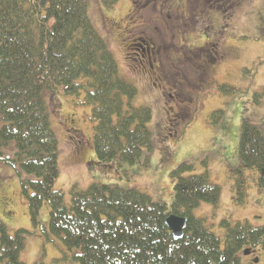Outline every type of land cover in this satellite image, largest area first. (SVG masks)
Segmentation results:
<instances>
[{
	"label": "trees",
	"instance_id": "1",
	"mask_svg": "<svg viewBox=\"0 0 264 264\" xmlns=\"http://www.w3.org/2000/svg\"><path fill=\"white\" fill-rule=\"evenodd\" d=\"M102 2L114 8L119 0ZM126 16L130 15L122 16V22ZM116 19L111 18L110 24ZM107 24L102 26L122 40L124 28L118 23L114 27ZM120 48L128 58L126 45ZM258 61L245 70L248 77L264 65V59ZM128 69L135 72L130 66ZM146 70L135 73L144 78ZM208 85L204 90L209 89ZM217 87H227L231 90L228 95L242 90L218 83L216 90L209 91L216 92ZM61 90L66 96L83 93V103L91 106L93 140L74 117L69 119L66 112L64 117L70 129L88 135V145H94L104 169L119 170L124 162L146 164L143 149L153 148L148 127L152 107L132 104L138 89L120 76L113 52L90 18L88 1L0 0V161L17 165L25 173L20 178V194L28 205L32 224H40V217L47 220L49 213L48 229L66 247L61 257L64 261L240 264L237 255L244 247L264 248V225L225 218L221 221L225 231L221 238L205 217L195 215L194 210L203 202L220 209L222 189L208 174H186L194 169L188 162L170 173L175 190L170 207L138 188L122 189L118 184L106 183H92L87 188L74 185L67 201L64 192L55 188L60 175V150L47 100ZM261 92L264 96V88ZM149 95L156 99L152 92ZM252 101L259 103L256 96ZM52 104L54 113H60V100L56 98ZM241 113L244 116V110ZM62 118L59 121L64 124ZM249 119L244 118L239 132L238 156L244 169L258 173V186L264 191V127ZM9 146L14 149L13 156L3 153L2 149ZM4 174L0 170V181ZM111 176L115 179L117 173ZM241 183L238 175L236 202L240 204L245 202ZM6 200L2 196L0 202ZM170 211L187 218L181 238H175L166 225ZM27 230L9 233L12 231L0 220V264H25L20 253Z\"/></svg>",
	"mask_w": 264,
	"mask_h": 264
},
{
	"label": "rangeland",
	"instance_id": "2",
	"mask_svg": "<svg viewBox=\"0 0 264 264\" xmlns=\"http://www.w3.org/2000/svg\"><path fill=\"white\" fill-rule=\"evenodd\" d=\"M87 1L90 18L113 52L120 76L138 89L132 104L152 107L153 118L148 122V127L152 134L154 148L143 149V158L147 159L145 165L124 162L119 170L104 169L96 157L94 145H87L89 144L88 135H92L94 125L91 106L81 102L83 93L66 96L61 90L47 98L52 126L58 135L61 147L60 175L55 188L62 190L66 200L69 201L70 189L73 185L80 188H87L92 183L114 185L117 179L110 178L111 174L117 173L124 178L126 186L138 188L148 193L153 199L163 200L170 206L174 201L175 192L170 173L183 162H190L191 160L188 159L191 158L194 169L186 174L203 173L209 166L211 179L222 188L223 200L220 203V209H213L209 203H202L194 210L197 215L207 219L208 225L216 234L221 238L224 237L225 231L221 225L223 218L239 221L247 219L255 225L264 224V191L261 192L257 188L256 171H249L250 175L241 176L243 183L240 190H244L242 198L246 200L243 204H237L234 201L237 185L234 183L233 176L235 174L233 168L237 164L233 162V159H237V151H239L240 137L237 133L241 127L240 124H243L244 118L249 117L251 122L261 126L264 124V96L261 91H257L264 88V65L259 64L263 66L259 67L252 77H248L245 72L254 62L256 64L259 59H264V0H172L173 8L163 7L164 0H157V2L135 0L137 7L131 3L133 0H119L115 9L106 7L101 0ZM205 9L206 11L203 12ZM131 12L134 13L132 20L143 19V24H139L140 27L142 25L140 35L150 34L148 31L151 30L147 27L152 24L151 28H155L154 31L159 28L161 37L170 36L167 39L162 37V40L172 45L177 43L180 49L178 54L192 51V46L203 48L202 60L201 58L197 60L198 54L190 52L185 54L186 59L184 56V59L177 62L178 55L175 53L173 60L178 63V69L185 72L186 80L177 71L171 72V75L179 82L176 84L166 80L167 84L157 90V87L154 89L142 76L128 69V61L120 51L122 50L120 46L125 40L122 39V41L119 35H110L101 22L106 16L112 19L120 16L113 20L114 24L110 25L114 27L115 23H118L125 31H128L129 35L131 20L122 22V16ZM196 20L199 22H195ZM178 24L181 25L178 26ZM179 29L182 33L186 32L182 41L175 33ZM144 40L147 42V37H144ZM138 47V45L135 47V51H138ZM142 54L145 55L144 52ZM145 57L147 58V55ZM162 58L168 63L167 68H170L168 58L161 56L158 60L163 61ZM199 64H201L200 68ZM184 67H186L185 70ZM199 76L203 77V84L196 88L194 83H197ZM210 83L213 84L208 85ZM218 83L235 85L242 90L237 92L238 96L231 94L230 96L228 91L231 90H226L227 87H217V93L214 90ZM206 85H208L207 88L214 90H204ZM202 89L203 96H200L198 92ZM150 92L156 99L150 97ZM160 92H163L165 96H161ZM195 95L201 100L195 101L196 98H192ZM255 96L256 100H259L258 104L252 101ZM53 97L62 103L60 113H54L52 100L55 99ZM168 107L176 109L177 116L184 119L178 127L169 130L161 124L162 118L165 116L168 118L166 113ZM242 109L244 116L241 113ZM64 113L69 119L74 117L79 127L88 135L85 136L84 133L70 129L69 123L65 121ZM62 116L61 121L64 124L59 121ZM223 117L226 120L221 121ZM176 131L179 133L176 134ZM160 132L165 134L164 141L160 140ZM78 138L84 140V149L76 145ZM90 139L93 140V137L91 136ZM2 150L5 156H12L14 152L11 146L4 147ZM1 171L5 172V178L0 181V199L3 196L7 200L0 202V215H2L0 220L12 231L9 233H15L20 228L29 230L24 233L25 246L20 253L21 260L25 264L61 263L59 256L64 249L59 243L62 240L50 233L48 229L49 213L48 220L44 218V221L40 217L38 218L40 224H32L28 205L20 194V178L25 176V173L19 166L11 164L3 166ZM43 239L45 247L42 250ZM222 246H224L223 242ZM40 249L42 258L48 257L49 262L44 259L38 260ZM256 252L259 254L258 264H264V248L259 247ZM237 256L240 264H252L251 258L246 256L244 251L239 252ZM52 258H56L58 262L50 261L49 259Z\"/></svg>",
	"mask_w": 264,
	"mask_h": 264
},
{
	"label": "flooded vegetation",
	"instance_id": "3",
	"mask_svg": "<svg viewBox=\"0 0 264 264\" xmlns=\"http://www.w3.org/2000/svg\"><path fill=\"white\" fill-rule=\"evenodd\" d=\"M135 25H136L135 23L131 22V26L129 29L130 38H131L130 39L131 40L130 49H132L134 52L136 49L135 47L137 45L138 46L140 45L137 49H139L141 51H139V50L135 51V54L137 55L136 58L139 60L140 66L148 65L150 68H152V71L150 72V77L153 80L159 82L160 85H162L163 83H166V80L172 81V82L177 84L179 81L173 75H171V72L177 71V73L182 74L180 76H183V78L186 80L185 72L179 70L178 66H177L178 64L177 65L174 64L173 60H172V62L174 64V67H172L169 64L170 68H167L168 63L166 61L163 63V61L158 60L159 58H161V56L162 57L166 56V55H164L163 51H167L168 47H169V49H170V47L175 48L174 45L168 44V43H166V41L162 40L163 36L161 37L162 34H160L161 32H160L159 28H157V30H156L158 32L153 31L150 37L147 34L144 35V36L148 37V41L146 42L144 40V36L138 37L137 34L134 33V29L137 28V26H135ZM153 29L155 30V28H153ZM138 39H140L142 42H145L146 47H144L140 43H137ZM142 52L145 53L144 56H143ZM186 53L189 54L190 52L187 51ZM146 55H147V58L145 57ZM151 55H152V57H151ZM167 56H168V52H167ZM174 56H175V54L173 53L172 57H174ZM184 56L185 55H183V57ZM178 57H179V54H178ZM185 59H186V56H185ZM157 60H158V63L156 65H154L153 61H157ZM162 60H163V58H162ZM180 61H181V56L179 58V62ZM185 69H186V67H184V70ZM202 82H203V77L199 76L197 83H194V84L198 85Z\"/></svg>",
	"mask_w": 264,
	"mask_h": 264
},
{
	"label": "water",
	"instance_id": "4",
	"mask_svg": "<svg viewBox=\"0 0 264 264\" xmlns=\"http://www.w3.org/2000/svg\"><path fill=\"white\" fill-rule=\"evenodd\" d=\"M167 224L170 229L174 231L175 237L179 238L182 236L183 229L186 225V219L172 215L167 219Z\"/></svg>",
	"mask_w": 264,
	"mask_h": 264
}]
</instances>
